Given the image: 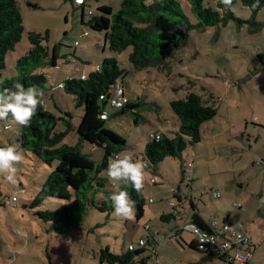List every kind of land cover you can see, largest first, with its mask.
<instances>
[{
	"label": "rangeland",
	"instance_id": "obj_1",
	"mask_svg": "<svg viewBox=\"0 0 264 264\" xmlns=\"http://www.w3.org/2000/svg\"><path fill=\"white\" fill-rule=\"evenodd\" d=\"M120 2L121 0H84L82 15V7L75 5L74 0H18L24 31L14 49L5 55V66L0 72V80L16 74L15 61L30 47L27 37L29 31L41 34L47 31L48 40L44 43L50 49L54 45L57 47L56 63L62 67L57 77L52 66L47 68L53 72L49 79L51 85L75 71H78L76 76L79 73L87 74L103 58H114L123 72L122 83L126 94L140 105L135 113H118L119 108L106 106L108 118L105 126L120 134L126 141L118 155L133 153L134 159H140L143 156V151L140 150L147 138L145 135L153 129L158 115H164L167 119L170 115H175L169 106L170 100L184 98L188 89L199 94L204 93L201 87L220 97L229 87L232 88L231 91L241 93L238 86H231L232 82H239L240 77L248 75L247 65L251 68L257 62L254 53L256 49L262 52L261 48H264V25L252 31L254 34L247 32V23H241L238 26L242 28L236 30L238 26L233 21H228L218 30L214 27L193 28L189 38L183 42L188 46L183 52L184 56L181 55L183 60L171 54L170 50L174 47H170L167 70L161 71L153 67L136 70L128 61L131 46L119 52L112 51L104 40V30H94L87 24L91 16L89 11L97 13L98 7L103 4L117 11ZM181 7L191 23H195L189 3L182 0ZM232 11L241 19L250 17L249 8L242 5L240 0L234 2ZM255 20L264 21V7L255 15ZM84 32L87 35L81 37ZM76 40L79 44L75 46ZM69 54L73 55V61L68 60ZM231 91L229 92L232 93ZM248 91L246 88L245 92ZM252 93L262 98L264 87L254 88ZM135 94L139 95V99ZM42 100L45 108L56 115H63L64 111L71 112L73 128L63 142L74 144L77 139L76 126L83 107L75 106L74 95L67 94L63 88L58 87H53ZM258 107L262 110L264 105ZM116 113L117 116H112ZM135 118L138 119L137 122ZM243 127L242 125L240 130L238 126L233 127L231 133L234 135L226 132L228 137L222 133L216 151L211 144L213 139L209 136L208 129H203L201 142L196 147L187 143L181 152L183 157L178 156L175 159L169 156L162 160L161 170L165 177L161 179L157 176V184H148L149 178L154 174L151 167L147 166L142 188L145 204L141 218L137 219L135 215L134 220H127L117 217L113 208L101 211L91 206L79 227L58 234L51 229L48 221H42L34 212L38 209H54L64 202L62 199L48 198L39 206L30 207V202L53 166L43 163L37 155L20 147L15 134L19 125L10 118L0 121V146L17 144L22 153V161L16 165L18 171L15 184L9 183L0 174V264H106L99 260L100 248L108 246L110 250L118 253L125 251L128 244H134L135 249H138L141 248L138 245L139 238L146 236L150 244H145L142 255H148L147 264H188L193 260L192 256L196 258L197 264H229L190 248L189 239L195 238V235L186 228L183 212H175L167 205V199L160 198L169 186L184 187L186 181H181L180 166L187 162L192 164L191 176L194 180L187 183L188 189L185 190L193 197L199 210L207 218L222 221L229 214V220H240L251 226V234L257 246L256 252L254 251L256 258L252 264H264V229L260 223L264 213L257 212L264 203V128L260 131L254 127L247 128L242 134L240 131ZM174 131L164 129L165 135L169 136ZM249 145L252 149H249ZM232 150L237 153L225 159L224 153ZM83 151L95 161H99L103 155L101 147L85 146ZM217 155L220 156L219 159ZM174 159L177 165L173 162ZM111 160L112 157L108 159V163ZM230 166L235 169L230 171ZM107 169L101 172L106 179L105 189L114 190ZM226 181H229L228 186L231 189H226ZM258 190L262 193L261 198L257 194ZM216 191L220 193V197L213 196L212 193ZM166 194L173 197L171 190ZM12 195L17 199L7 204V199ZM98 197L107 201V196L102 193ZM148 197H152L154 201L149 202ZM233 202L241 204L242 210L235 209ZM164 205L166 212H173L175 218L160 219ZM145 224L149 225L148 231L144 229ZM177 226L183 228L182 239L175 232ZM155 233L161 236L156 244L152 241ZM153 246L160 257L158 263L154 261L155 254L151 250ZM134 264L141 263L136 261Z\"/></svg>",
	"mask_w": 264,
	"mask_h": 264
},
{
	"label": "trees",
	"instance_id": "obj_2",
	"mask_svg": "<svg viewBox=\"0 0 264 264\" xmlns=\"http://www.w3.org/2000/svg\"><path fill=\"white\" fill-rule=\"evenodd\" d=\"M181 1L121 0L117 11L103 4L98 7L99 12L91 14L87 24L94 30H104V40L110 50L119 52L131 46L128 61L136 70L153 67L161 71L169 67V48L187 40L193 28L214 27L218 30L228 21H233L237 26L247 23L248 30L255 31L264 25V21L255 20V15L264 7V0H240L250 10L248 19H241L233 14L232 6L236 0H232L231 8L224 6L221 0H186L196 19L195 23H191L184 13ZM79 6L82 7L83 15V4ZM23 31L18 0H0V72L5 66V55L14 49ZM27 37L30 47L15 61L16 74L0 80V90L13 89L14 83L20 82L25 88L36 86L45 96L51 86L50 77L40 69L56 64L57 47L54 45L50 49L44 43L48 40L47 31L44 34L29 31ZM257 56L260 64L264 65V51ZM98 65V69L89 71L83 79L76 74L64 79V92L74 95L75 106L83 107L76 126L77 139L74 144L63 142L73 128L69 111L56 115L39 105L30 125H19L17 132L15 130L22 149L31 151L43 163L53 166L30 202V207H37L48 198L62 199L64 202L54 209H38L34 212L42 221H48L51 229L58 234L79 227L91 206L101 211L113 208L110 197L114 190L105 189L106 179L101 172L108 168V159L123 149L126 141L120 134L107 128L105 120L98 114L105 104L100 95L110 94L117 79L123 82V72L114 58H103ZM139 105L134 99L127 102L118 113H135ZM169 106L179 125L173 135L162 134L159 140H147L145 143L142 161L148 162L152 169L166 157H180L187 143H198L201 140V125L212 119L217 112L213 101L191 89H188L184 98L171 100ZM137 121L135 118V122ZM85 146L101 147L103 155L100 160L95 161L84 152ZM121 187L135 201V215L137 219L141 218L145 204L142 189L137 192L130 183H122ZM178 191L176 187V194ZM100 193L107 196V201L98 197ZM176 197L178 198L177 195ZM191 207L192 222L207 229V224L197 213L193 202ZM174 217L172 212L160 215L162 220ZM188 246L204 252L195 241H190ZM144 250L143 247H134L117 253L106 246L100 248L99 260L106 264H134L136 261L146 264L148 256L142 255Z\"/></svg>",
	"mask_w": 264,
	"mask_h": 264
},
{
	"label": "crops",
	"instance_id": "obj_3",
	"mask_svg": "<svg viewBox=\"0 0 264 264\" xmlns=\"http://www.w3.org/2000/svg\"><path fill=\"white\" fill-rule=\"evenodd\" d=\"M146 1L147 2H151L153 0H146ZM241 28H242L241 26H238L236 28V30H240ZM247 32H249V34H254V32L252 33V31H250L248 29H247ZM179 45L175 46V47L173 46L174 48H172L170 51H171V54H173L175 56H179L181 58L180 60H183V56H184L183 52H184L185 48L188 47V46L185 45L184 43H183L182 46H179ZM261 50L264 51V48L263 49L261 48ZM170 51H168V53H170ZM258 53H259V50L256 49L254 55L256 56V61L257 62L252 64L251 68L247 65L249 74L248 75L246 74L245 77H244V75H243V77H240L239 78L240 79L239 82H236V83L232 82V85L230 84L232 87L234 85L238 86L239 89L241 90L240 94L237 93V92L231 91L232 88L229 87L227 89V92L226 93L224 92V94H222V97H220V95H218L216 93H213V92H210V91H207L203 87L200 88V89H203V92H204V93H200V94L201 95L203 94L205 96V98H207L209 101H213L215 103V106H216V109H217V112H216L215 116L212 119H210L208 121H205L201 125V140L203 138L202 137L203 129L207 128L208 132H209V136H211V138L213 139V143H211V144H213V148H214L215 151L218 149L217 143H218V140H219L220 136L222 135V133L226 137H228L226 135V132H228L227 134H229V135H234V133H231V129L233 127H235V126L239 127L238 130H240V127H242V125L244 126L243 130L240 131L242 134H243V131L247 130V128L249 129L251 127H254V129H257L259 131L264 128V108L262 110H260L261 108L258 107V106L264 105V103H263L264 102V97L259 98V97L255 96L252 93V90L254 88H259L261 86L264 87V65L260 64L258 56H257ZM182 54H183V56L181 57ZM40 70L44 71V70H47V68L40 69ZM246 88H248V90H249L248 92H245ZM229 91H231L232 93H230ZM135 96L138 97L139 95L135 94ZM138 99H139V97H138ZM117 115H118V113L113 114L112 116H117ZM217 115H218V117H216ZM242 117H243L244 121H242ZM155 123H154L153 129L150 130L149 132H151V131H159L161 133V135L165 134L164 133V129L165 128L167 130H169V131H174V130L176 131L177 128H178V125H179V121H178L176 115H170L169 119H167V117H165L164 115H162V117H160V115H158V119H157V121ZM242 134H241V137H242ZM146 135H145V137H146ZM166 136H169V135H166ZM231 137H235V136H231ZM147 140H149V139L146 138V140L144 141V144H143V149L141 148L140 151L144 150V145L147 142ZM201 140L198 143H195L194 147H196L201 142ZM249 147H250L249 149H252L251 145H249ZM236 153H237V151H233V150L230 153L225 152L224 153V158L225 159H229L231 156H234V154H236ZM217 156H218L217 159H219L220 156L219 155H217ZM181 157H183V156L181 155ZM142 158H143V156L140 159H142ZM175 159H177V158H175ZM175 159L173 160V162L176 163V165H177V162H175L176 161ZM187 163H190V162H187ZM161 164H162V161L160 163H158L157 165H155L154 169L150 168L151 171H152V174H154V176L149 178L148 184L149 183L157 184L158 183V177L161 178V179H163L165 177L163 171L161 170ZM185 165H183V163H181V166H180V169H181V181H182V173H183V169H184ZM234 169H235L234 167L230 166V171H232ZM228 173H229V171H228ZM155 176L156 177L158 176V177L156 178ZM152 178H155V182H151ZM193 180H194V177L191 176V169H190V181H193ZM161 181H163V180H161ZM161 181H160V183H161ZM189 182H185L186 184L184 185V187L182 185L181 186L180 185L176 186L179 189V191H178L177 194H176V192L175 193L172 192V196L173 197H169V195L166 194L167 191L170 190L172 186H169V188L167 190L165 189L163 191V193H165V194L162 197H160V198H162V200L167 199V200H165V201H167L166 202L167 205H170L169 201H170V199H173L175 201V207L178 208V210H179L178 213L181 212V211L183 212V216L185 217L186 223L192 221L191 218H190V214H191V212L193 210L192 207H191V202L194 203L193 197L191 195H189V193H187V191L185 190V189H188V184L187 183H189ZM228 182L229 181L225 182L227 184L226 185V187H227L226 189H231V187L228 186ZM238 184L241 185V182H239ZM111 185H112V183H111ZM257 194H259L260 198L262 197V193L260 192V190H258ZM176 195L178 196V198L176 197ZM143 196H144V194H143ZM148 198H150V197H148ZM194 205L196 207L197 213L200 215V217L202 218V220L206 224H208L211 220H213L211 217L207 218L204 215V213L199 210V208H198L196 203H194ZM165 208H166V205H164L161 208L163 213L166 212ZM234 208L238 209V210H242L241 209L242 205L240 204V208H236V207H234ZM263 211H264V203H262L260 205V207H259L257 212L264 213ZM223 219L229 220V214H226L222 218V220ZM229 221L230 222H235V221H231V220H229ZM236 221H240V220H236ZM241 222L244 224L245 229L247 230V232L252 236V234H251L253 232L252 227L251 226H247L248 224H245L243 221H241ZM260 223L262 225V228L264 229V214L262 215V220L260 221ZM177 228H181V226H177L176 229H175V232H176L177 236H179V238L182 239L184 237V232H183V230H180V229H177ZM144 229L147 230V231L149 230V228L146 229L145 227H144ZM176 234H175V236H176ZM141 238H143L145 240V242H146L145 244H147V245L150 244V240H149V238L147 236L145 238L144 237H141ZM190 241H195V238L191 237L189 239V242ZM252 241H253L254 251L256 252L257 246H256V243H255V241L253 239V236H252ZM154 244H156V243H154ZM143 248L145 249V246ZM255 252H254L253 260L256 258ZM152 253L155 254L154 261L156 263L160 262V257L157 255L156 249H155V252L152 251ZM205 255L208 256V257H215L218 260L227 262L229 264H234L232 262L224 260L223 258H221L219 256L207 255V254H205ZM157 258H158V261H157ZM192 259L193 260L189 261L188 264H197L196 258H194L192 256ZM146 264H147V262H146ZM251 264H252V262H251Z\"/></svg>",
	"mask_w": 264,
	"mask_h": 264
},
{
	"label": "clouds",
	"instance_id": "obj_4",
	"mask_svg": "<svg viewBox=\"0 0 264 264\" xmlns=\"http://www.w3.org/2000/svg\"><path fill=\"white\" fill-rule=\"evenodd\" d=\"M82 2L83 0H77V3ZM221 3L231 8L232 0H221ZM13 89L0 90V121H7L11 117L15 124L29 126L44 93L36 86L25 88L20 82L14 83ZM21 161L22 153L19 145L0 146V174H3L9 183H16L18 171L16 165ZM145 168L146 164L140 159H134L133 153L117 155L109 162L107 175L114 189L110 199L117 217L127 220L135 219V201L132 200L127 190L122 189L121 184L130 183L135 191H141L144 186Z\"/></svg>",
	"mask_w": 264,
	"mask_h": 264
},
{
	"label": "built area",
	"instance_id": "obj_5",
	"mask_svg": "<svg viewBox=\"0 0 264 264\" xmlns=\"http://www.w3.org/2000/svg\"><path fill=\"white\" fill-rule=\"evenodd\" d=\"M74 3L75 5L79 6L84 3V0L82 3H77V0H74ZM89 14H93V12L89 11ZM86 35L87 33L84 32L81 34V37H84ZM78 44L79 42L78 40H76L74 42V45L76 46ZM67 58L68 60L73 61L72 55H68ZM52 67L56 71L57 77L59 72L61 71L62 65L56 63ZM98 68L99 65H96L94 69ZM44 71L47 73L48 77H51L53 75V72H50L48 70ZM76 73H78V71H75L74 73H71L67 76H64L63 78L56 80L54 82V85L50 86V89L45 93V95H47L53 87L63 88L64 79L66 77L71 78ZM78 75L80 76V78L83 79L86 74L79 73ZM100 99L104 100L105 104L103 105L98 116L104 120L108 118L106 106L121 109L127 102L134 100L126 94L123 83L120 79H117L114 82L110 94H102L100 95ZM40 105L45 106L44 101L42 99L40 101ZM161 136L162 135L159 131H151L146 135L147 139L150 140H159ZM117 155L118 154H116L112 159H114ZM145 164L146 166H150L148 162H145ZM191 166V163H187L183 169L182 178L186 182L190 181ZM151 182H155V178H152ZM170 190L172 192H176V188L174 186H172ZM212 194L214 197H220V193L218 191L213 192ZM13 197L15 196L12 195L9 199H7L6 203L8 204L17 199L16 197L15 199H13ZM153 200L154 199L151 197L148 198L149 202H152ZM169 204V206H171L173 210L178 213L177 208L175 207V201L173 199H170ZM233 206L236 208H240V204L236 202H233ZM185 225L186 228L189 229L195 235V242L197 243L199 248L205 252V254L219 256L224 260L232 262L234 264H251L254 256L252 236L247 232L244 224L241 221L230 222L227 219H223L222 221H217L213 219L207 224V229L200 228L192 221L187 222ZM193 225L195 227H193ZM144 227L148 229L149 225L145 224ZM177 229L182 230L183 228L181 227ZM152 239L154 241H158V239H161V236L160 234L155 233L152 235ZM145 243L146 242L143 238H140L138 241V245L141 248L145 246ZM134 247V244L128 245V249H133ZM152 251L155 252L154 247H152Z\"/></svg>",
	"mask_w": 264,
	"mask_h": 264
}]
</instances>
